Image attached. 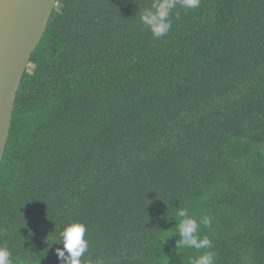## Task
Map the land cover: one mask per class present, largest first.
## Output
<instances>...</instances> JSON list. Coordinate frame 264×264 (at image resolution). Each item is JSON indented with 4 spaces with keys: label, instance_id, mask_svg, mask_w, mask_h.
<instances>
[{
    "label": "trees",
    "instance_id": "trees-1",
    "mask_svg": "<svg viewBox=\"0 0 264 264\" xmlns=\"http://www.w3.org/2000/svg\"><path fill=\"white\" fill-rule=\"evenodd\" d=\"M152 2L58 0L0 168L11 264H68L69 222L81 264H264V0L178 2L159 38ZM205 215L211 248H178Z\"/></svg>",
    "mask_w": 264,
    "mask_h": 264
},
{
    "label": "water",
    "instance_id": "water-1",
    "mask_svg": "<svg viewBox=\"0 0 264 264\" xmlns=\"http://www.w3.org/2000/svg\"><path fill=\"white\" fill-rule=\"evenodd\" d=\"M57 5L58 0H0V168L24 74Z\"/></svg>",
    "mask_w": 264,
    "mask_h": 264
},
{
    "label": "clouds",
    "instance_id": "clouds-1",
    "mask_svg": "<svg viewBox=\"0 0 264 264\" xmlns=\"http://www.w3.org/2000/svg\"><path fill=\"white\" fill-rule=\"evenodd\" d=\"M178 2L184 8H196L200 4V0H153L150 8L141 13V22L150 29L154 37L159 38L169 32L171 20L165 18L170 16ZM177 18H179L178 13ZM178 215L184 217L185 211L181 210ZM201 223L205 227L210 226V217L203 216L199 223L195 217L180 220L178 231L182 240L178 242V248L187 246L197 252L211 248L210 239L200 235ZM86 230V225L82 222H69L59 233L63 249H57V253L59 257L65 258L68 264H81V257L88 252L89 242L85 239ZM0 264H11L10 251L6 246L0 247ZM97 264H103V262L98 261ZM190 264H215L214 253L205 251L192 258Z\"/></svg>",
    "mask_w": 264,
    "mask_h": 264
},
{
    "label": "rangeland",
    "instance_id": "rangeland-1",
    "mask_svg": "<svg viewBox=\"0 0 264 264\" xmlns=\"http://www.w3.org/2000/svg\"><path fill=\"white\" fill-rule=\"evenodd\" d=\"M58 6V5H57Z\"/></svg>",
    "mask_w": 264,
    "mask_h": 264
}]
</instances>
